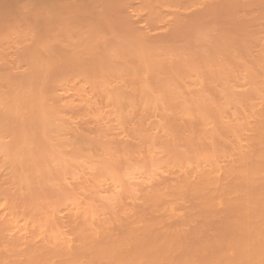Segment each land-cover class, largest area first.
I'll return each mask as SVG.
<instances>
[{
  "label": "rangeland",
  "instance_id": "rangeland-1",
  "mask_svg": "<svg viewBox=\"0 0 264 264\" xmlns=\"http://www.w3.org/2000/svg\"><path fill=\"white\" fill-rule=\"evenodd\" d=\"M4 3L0 198L20 215L48 214L56 202L75 257L92 251L89 264H227L245 218L264 205V132L255 134L260 144L243 140L258 126L253 113L264 94V0ZM184 99L203 108L205 124L181 114ZM243 155L262 175L244 182ZM110 162L121 193L96 173ZM83 164L92 169L82 172ZM209 169L212 182L231 171L230 200L204 183ZM83 177L95 182L91 191ZM28 234L0 223V264H43L55 254V264H67L60 246Z\"/></svg>",
  "mask_w": 264,
  "mask_h": 264
},
{
  "label": "bare ground",
  "instance_id": "bare-ground-1",
  "mask_svg": "<svg viewBox=\"0 0 264 264\" xmlns=\"http://www.w3.org/2000/svg\"><path fill=\"white\" fill-rule=\"evenodd\" d=\"M5 0H0V4H2V6H6L4 3ZM8 4V3H7ZM10 4V2H9ZM9 5H7L8 7ZM6 8V7H5ZM261 90V88H260ZM260 92V91H259ZM262 92V91H261ZM171 93V92H170ZM263 96L260 95V102L258 103V107H257V110L256 112L254 111L253 115L254 114H258L260 116H258L256 114V116H258V121L259 123L262 122L263 124H259L258 123V126H254V129L252 127H249V128H246L245 130L247 131L248 129L253 131L252 134H246V136L244 137V141H247L249 144L246 146H251V142H255L257 141V139L260 137L261 139V136H263V130H264V126H260V125H264V94H262ZM259 99V98H258ZM259 101V100H258ZM256 102V100H255ZM181 104V105H180ZM180 106L178 105V107H180L179 109H181V114L183 113L184 115H192L193 113L195 114H198L197 117H200V120L203 122V119H206L204 115L205 112L203 111V108H201L199 105H196V107H191L187 104L186 102V99L184 100H181L180 101ZM239 104V103H238ZM237 104V105H238ZM249 104V102H248ZM253 105V103H252ZM172 107V105H171ZM174 107V105H173ZM249 107V106H248ZM191 108H194L193 110ZM251 108V107H250ZM172 109V108H171ZM217 111V110H216ZM259 111V113L257 112ZM218 112V111H217ZM252 112V111H251ZM250 113V112H249ZM180 114V113H179ZM182 114V115H183ZM190 115V116H191ZM203 115L204 118H202L201 116ZM252 115V114H251ZM120 113L116 112V110H114V113H113V117L115 119H118L120 118ZM245 116V115H244ZM193 117V116H192ZM247 117V116H246ZM253 117V116H252ZM260 117V119H259ZM202 118V119H201ZM194 120V119H193ZM251 120V119H250ZM193 122V121H191ZM249 122V120H248ZM205 124V122H203ZM224 123V122H223ZM247 123V122H245ZM236 125V124H235ZM247 125V124H245ZM257 125V124H256ZM243 126V125H242ZM261 128H260V127ZM233 127V126H232ZM236 127V126H235ZM233 127V128H235ZM232 128V129H233ZM46 129H48V126L46 125ZM230 131V130H229ZM232 131V130H231ZM240 131V129H239ZM54 132H58V128H55ZM235 133V131H233ZM257 132V133H256ZM261 132L262 134H259L258 133ZM258 135L257 137H255L256 135ZM233 136V135H232ZM235 137V135L233 136ZM256 138V139H255ZM234 139V138H233ZM250 139V140H249ZM249 140V141H248ZM253 140V141H252ZM255 140V141H254ZM235 141V140H234ZM239 141V140H238ZM251 141V142H250ZM259 144L262 143V141H257ZM246 143V142H245ZM251 144V145H250ZM235 145V144H234ZM241 146V145H240ZM243 147V146H241ZM237 148V147H236ZM239 150V149H238ZM244 150V149H243ZM78 151V150H77ZM237 151V150H236ZM242 151V150H241ZM239 152V151H238ZM240 153V152H239ZM252 153V152H251ZM264 153V152H263ZM261 152V154H263ZM261 154H259V156H261ZM236 155V154H235ZM264 155V154H263ZM258 156V158H259ZM231 157V155L229 156ZM175 158V157H174ZM253 158V157H252ZM263 158V157H262ZM57 161H60L62 162V165L65 166V164H63V160H62V157H59L56 158ZM239 159V158H238ZM213 160V159H212ZM217 160V159H216ZM254 160V159H253ZM264 160V159H263ZM211 161V160H210ZM229 161V160H228ZM233 161V160H232ZM177 162V160H176ZM208 162V161H206ZM240 162L242 164V167L239 169V171L241 172L242 176L244 177L243 180H245L244 182L246 181H252L254 180V178L258 175L261 174V172L257 169L258 166H255V168H252V167H248L246 165V156H242L241 159H240ZM240 162H239V165H240ZM182 163V162H181ZM184 164V163H182ZM211 164V163H210ZM209 164V166L211 167V165ZM236 164V163H235ZM262 164V163H261ZM186 165H187V162H186ZM184 165V166H186ZM207 165V168L209 167L208 164ZM233 165V164H232ZM112 163L110 162V165L109 164H105V165H102L100 167V170L96 171V173H99L100 176H102L103 174H105L106 176V180H109L110 181V184H112L111 186H113V188L116 190L115 192L119 191L118 193H121V189L123 188V182H122V179H120L119 177H117L118 173L115 174V171L113 168H112ZM190 167V165H188ZM204 166V165H203ZM226 166V165H225ZM253 166V167H254ZM187 167V166H186ZM186 167H184L186 169ZM209 167V168H210ZM213 167V165H212ZM261 167V166H260ZM180 168L181 165H180ZM204 168V167H203ZM214 168H215V171L217 173H220L221 170H220V165H217L214 164ZM91 166L89 164H83L82 165V172H85V171H88V170H91ZM184 169V170H185ZM189 169V168H188ZM187 169V170H188ZM211 169V168H210ZM209 169V171H210ZM228 169V168H227ZM261 169V168H260ZM264 169V168H263ZM206 170V169H205ZM223 170V169H222ZM233 170V169H232ZM192 171V170H191ZM191 171H188V172H191ZM230 171V170H229ZM225 172V174H228L229 177L231 178V171L229 172ZM127 172V171H126ZM202 174L206 175V172L203 173V171H201ZM239 172V173H240ZM198 173V172H197ZM210 172H208V174L206 175L207 176V179L204 181V183L206 185H211V184H214V189L213 191H220L221 195L224 197V198H228V200H230L231 198H229L228 196H226V193H227V190H224L225 187L227 186L226 184L227 183H230V182H227L229 181L230 178L227 179L226 181V178L228 176H226L225 180H223L221 182L220 179L216 178L215 181L212 182V180L210 181L208 178H212L210 175H209ZM214 173V172H213ZM84 174V173H83ZM189 174V173H188ZM91 175H94V174H91ZM116 175V176H115ZM128 175V174H126ZM209 175V176H208ZM215 175V174H214ZM213 175V177H214ZM262 175V174H261ZM96 176V175H95ZM205 176V177H206ZM129 178V176H126ZM203 177V176H202ZM94 179V178H93ZM91 179V181L93 180ZM125 179V178H124ZM129 180V179H128ZM204 180V179H203ZM217 180V181H216ZM90 181V182H91ZM126 181V180H125ZM200 182V181H199ZM226 183V184H225ZM243 183V182H242ZM249 183V182H247ZM81 184V188L84 189V190H89L91 191L92 188H94L95 186V182H93L92 184L89 183V180L85 177H83V180L82 182L80 183ZM79 184V185H80ZM238 184V183H237ZM252 184V183H251ZM196 185V184H195ZM223 185V187H221ZM240 185V184H239ZM237 186V187H240V190L243 188V184H241L240 186ZM242 187V188H241ZM208 188V187H207ZM211 188V187H210ZM248 188V187H247ZM246 188V190H247ZM245 189V188H244ZM124 190V189H122ZM205 190V189H204ZM243 190V189H242ZM244 190V191H246ZM179 191V190H178ZM226 191V192H225ZM238 191V188L234 189L232 191V193L234 192H237ZM123 192V191H122ZM180 192V191H179ZM248 192V190L246 191ZM245 192V193H246ZM117 193V194H118ZM219 193V194H220ZM172 194V193H171ZM229 194V192H228ZM227 194V195H228ZM238 194V193H237ZM244 194V193H243ZM234 195V194H233ZM248 195V194H247ZM251 195V194H250ZM259 195V194H258ZM161 196V195H160ZM173 196V195H172ZM182 196V195H181ZM232 196V195H230ZM236 196V194H235ZM244 196V195H243ZM257 196V195H256ZM255 196V198H256ZM260 196V195H259ZM220 198V197H219ZM175 199V197H174ZM238 199V198H236ZM242 199V198H241ZM245 199V198H243ZM223 200V198H222ZM234 201V200H233ZM240 201V200H239ZM249 201V200H248ZM230 202V201H229ZM259 202V201H258ZM218 203L221 204V201L218 200ZM223 204V203H222ZM239 204V203H238ZM258 204V203H257ZM231 205V204H230ZM47 209L49 210L48 214H43L42 210H39V212L35 213V212H31L30 214L28 215H24V214H18L16 213L8 204H7V201L5 199H1L0 198V223H3V224H12L18 232H23L24 234V237L27 238V236L30 237V235L28 233H34L37 238V241L39 242H42L45 246H48L49 244H54L56 246H60L63 250H64V255L63 257L61 258V261H65L67 264L68 262L70 261L72 264H89L90 262L94 261L95 259H92L93 258V254H92V251L87 253L86 255H83L79 258H76L75 255H78L77 253V250H75L76 248V243H75V240L70 237V233H67L65 230H64V227L65 225L63 224V221H62V217L61 215L59 216L58 212H59V209L56 205V202H53L49 205L46 206ZM170 210L173 212V211H177L175 207V205H171L170 207ZM243 209V208H242ZM252 209L254 210V208L252 207ZM255 212L254 213H251V215H249L247 218H245V225H243L244 227H246L245 229V232H242L243 234V237L244 240L243 241H239L236 245H232L229 247L228 249V262L227 264H233L235 261L238 263V264H260L261 262L264 264V205H262L260 208L259 206L255 208ZM245 210V208H244ZM253 210H250V211H253ZM84 212L86 215H89V220L91 222V225H90V229L94 232V235H95V240H98L101 238V232L99 230V228L95 227L94 225H92V215L95 213V210L93 208V206L89 203H86L85 204V207H84ZM245 212V211H244ZM248 211H246L247 213ZM180 213V212H178ZM43 214V215H42ZM249 214V212H248ZM178 215V214H177ZM243 217V216H242ZM95 228H94V227ZM247 230V231H246ZM83 233H84V230H83ZM81 233L77 239H76V242L78 243H83L84 240H85V236L84 234ZM241 234V235H242ZM31 236V238H34ZM262 240V241H260ZM133 240L132 239H126L125 240V245H126V248L130 249L131 246L133 244H131ZM245 241V242H244ZM244 242V243H242ZM112 243L114 244L115 242L112 241ZM116 244V243H115ZM123 245V244H122ZM84 254V253H83ZM56 255V254H55ZM55 255H52L50 256L49 258H45V260L42 261L43 264L46 263V261L48 260L51 264H55L58 260L56 259H53V256ZM69 257V259H68ZM84 257H87L86 259H84ZM63 258H67L68 260H64ZM235 258H237L238 260H235ZM72 259V260H70ZM60 261V260H59ZM61 264H64L63 262H61ZM136 264H143V260H138L136 262Z\"/></svg>",
  "mask_w": 264,
  "mask_h": 264
}]
</instances>
